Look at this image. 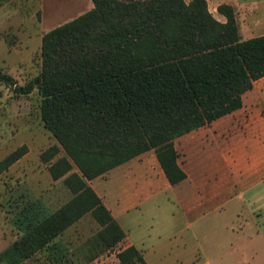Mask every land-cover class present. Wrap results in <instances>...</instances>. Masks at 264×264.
Listing matches in <instances>:
<instances>
[{
	"label": "trees",
	"instance_id": "obj_1",
	"mask_svg": "<svg viewBox=\"0 0 264 264\" xmlns=\"http://www.w3.org/2000/svg\"><path fill=\"white\" fill-rule=\"evenodd\" d=\"M91 2L89 11L42 36L37 80L14 89H37L41 121L69 159L50 172L54 180L67 175L73 198L1 254L10 264L86 213L101 227L102 251L122 242L124 232L87 182L153 151L167 182L181 183L186 174L174 141L241 109L242 96L264 78V35L242 40L230 6L218 7L221 23L205 0ZM0 81L11 78L0 72ZM117 258L146 264L132 246Z\"/></svg>",
	"mask_w": 264,
	"mask_h": 264
},
{
	"label": "rangeland",
	"instance_id": "obj_2",
	"mask_svg": "<svg viewBox=\"0 0 264 264\" xmlns=\"http://www.w3.org/2000/svg\"><path fill=\"white\" fill-rule=\"evenodd\" d=\"M0 1L6 8L0 17V72L11 78L7 83L0 81V264H10L1 254L21 240L29 225L55 213L73 198L64 185L67 175L54 180L50 172L59 160L69 159L41 121L37 89L29 95L14 89L37 80L42 36L89 11L92 2ZM205 2L208 12L221 23L226 19L218 13V7L232 8L242 40L264 35V0ZM260 89H264V82ZM254 104L257 105L255 99ZM259 106V115L249 116L247 112V120L264 116V104ZM243 120L244 114L229 116L221 120L219 128L225 127L224 130L209 124L202 133L189 136L193 140L202 138L205 141L202 146L183 147L178 140V163L190 177V183L175 191L155 186L151 198L141 194L137 210L121 213L118 220L122 228L151 264H264L262 237H250V229L255 228L259 216L254 214L253 205L238 200L242 185L235 183L225 167L224 155H230L233 140L239 138L236 136L239 131L230 127ZM12 157L17 158L6 165ZM153 161L154 153L148 151L88 181L87 185L106 208L105 203L127 198L130 186L117 172H134V181L141 176L137 170L144 166L153 168ZM73 172H77L75 167L70 173ZM214 185L224 187L221 191L225 193L211 200L210 189ZM241 225L243 231L238 230ZM100 230L91 213H86L18 264H120L117 254L127 248L128 241L123 239L115 247L102 251L97 238Z\"/></svg>",
	"mask_w": 264,
	"mask_h": 264
},
{
	"label": "crops",
	"instance_id": "obj_3",
	"mask_svg": "<svg viewBox=\"0 0 264 264\" xmlns=\"http://www.w3.org/2000/svg\"><path fill=\"white\" fill-rule=\"evenodd\" d=\"M35 3V0H32ZM1 2V1H0ZM35 7V4H34ZM5 5L1 2L0 6V17H2L3 12L5 11ZM35 10V9H34ZM264 82V78H261L257 80L252 90L246 92L242 96V108L233 112L232 114H229L227 116H224L211 124H215V129H220L219 127L222 126L223 123H221V120H224V118H227L229 116H238V114H244V120L241 121V123H235L230 128L232 130H238L239 133L236 135L239 136L238 139H234L233 143L231 144L230 148V155L227 153L224 155L225 164H226V173L235 179V183H238L241 188L240 192L238 194V200H240L242 203L247 204V206L253 205L254 210L256 212H252L256 214V216H259V220L257 223H255V228L250 229L251 235L250 237H262L264 242V213L262 210H264V116L260 118H254L251 117V120H247V117L245 114L248 112L249 116H252V114L259 115L260 105L264 104V89H260L262 83ZM254 99L257 100V105L254 104ZM260 107V108H258ZM263 108V107H262ZM261 114L263 112H260ZM220 122V123H219ZM225 127H222L220 130H224ZM204 130V127L193 131L191 133H188L174 141V148L176 150V142L179 140L181 142V145L183 147L189 146L192 144H198V146H202L204 144V140L202 138L197 139H191L189 136L196 135L199 133H202ZM181 140V141H180ZM206 140V139H205ZM216 140V138H215ZM249 149V150H248ZM229 150V149H228ZM177 151V150H176ZM226 152V151H225ZM224 152V153H225ZM154 153V152H153ZM177 158V163H178ZM179 165V163H178ZM180 167V166H179ZM181 168V167H180ZM182 169V168H181ZM185 173V170L182 169ZM138 172H141V176L138 177V179H143V182L138 181L136 178L134 181L132 177L134 176V172L132 173H125V172H117V175L122 177L126 183L129 184L130 188L128 189L127 198H118L115 202H109L105 203V206L107 210L109 211L111 217L117 222L121 230L123 232H126L128 234V231H125L120 221L118 220L121 216V213H128L132 210H137V206H139L142 202L141 194H143V197H149L153 195L155 189V186H159L164 189L169 190H177L185 187V184L190 183V177L186 174V179L182 181L181 183L171 186L164 174L161 170L155 154H154V161H153V168H147L146 166L140 168L137 170ZM116 173V172H115ZM150 177H159V181H153ZM144 183V187L142 188L141 184ZM158 184V185H157ZM221 189H225L224 187H216L215 185L211 187V200H216L218 195L220 193H225V191H221ZM126 190V189H125ZM210 193V192H209ZM228 199L231 200V197ZM138 200V201H137ZM257 206L255 207V205ZM130 209V211H128ZM259 212V213H258ZM261 212V213H260ZM237 218H241L240 214H237ZM244 225H241L240 228H238L239 231H243ZM232 230V229H231ZM233 231V230H232ZM127 240V248L132 246L138 250L137 246L134 242L131 241L129 234L127 237L124 238V241ZM142 251V250H141ZM142 256L146 264H151L145 254L142 251Z\"/></svg>",
	"mask_w": 264,
	"mask_h": 264
}]
</instances>
